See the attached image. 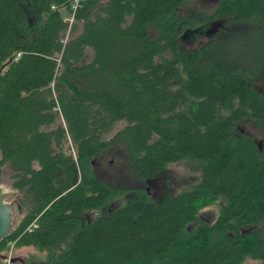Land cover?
I'll return each instance as SVG.
<instances>
[{"label": "trees", "instance_id": "1", "mask_svg": "<svg viewBox=\"0 0 264 264\" xmlns=\"http://www.w3.org/2000/svg\"><path fill=\"white\" fill-rule=\"evenodd\" d=\"M193 1L0 0V182L8 165L23 194L0 254L14 243L44 264H264V145L243 130L264 137V0L210 14ZM234 30L254 31L259 70L227 46ZM117 148L142 183H166L178 164L199 180L160 199L113 186L96 165Z\"/></svg>", "mask_w": 264, "mask_h": 264}, {"label": "rangeland", "instance_id": "2", "mask_svg": "<svg viewBox=\"0 0 264 264\" xmlns=\"http://www.w3.org/2000/svg\"><path fill=\"white\" fill-rule=\"evenodd\" d=\"M222 0H194L191 3V10L193 12L198 13H211L214 7L221 2ZM67 16V15H65ZM230 28L231 22H216L210 26H207L203 33L199 36H195L194 39L190 38L188 43L183 44V49L185 52L193 51L203 45H206L210 41L216 39L219 35L221 30L224 27ZM237 31L232 32L231 39L227 46H232L234 48V44H238V47L241 48L240 56H242V60L244 61L245 65L253 68H257L259 70V66L261 65L260 60V48L255 41V36H253V32L248 30L247 32L244 31L241 35V39L239 40V36L236 35ZM88 54L91 56L92 52L88 50ZM235 62H237L235 60ZM259 67V68H258ZM255 87L264 92V77L259 78L255 82ZM65 125V122L61 118L60 123ZM126 124L124 122L118 123L114 127V133L118 131H122L125 128ZM245 133L254 136L261 146L264 145V137L261 135L260 132L255 131L250 125H246L243 127ZM112 135H108L106 138L107 140L111 139ZM71 145V142H68ZM71 154L75 157L76 156V149L73 148L71 150ZM103 159V160H102ZM101 162L98 161L96 167L99 169V172L102 176H105L106 180L113 186H126L129 188H136L141 187L145 188L147 193L150 194L155 199H160L164 197L169 191L173 193L179 192L184 187L194 184L198 182L199 176L197 173L191 171V168L186 166L185 164H178L174 165L173 169H171L170 174L166 178L167 185L166 187L161 184V182H156L154 185V181H148L145 183L140 182L135 177L131 176L128 172V165L126 166L127 162V154L124 150L113 149L106 151L105 157L102 156ZM107 160V161H106ZM14 172L10 169L8 165L3 167L2 179L0 182V186L3 187L6 191L12 192L13 196L8 201L10 203H14L16 208H19V212L17 213L18 221L22 218V207L20 205V199L23 194L16 191L12 184ZM116 205H121L122 200H117ZM219 208L216 205L209 206L202 210L200 217L203 220H207L209 222L215 221L218 215ZM17 226V225H16ZM2 253H7L8 257L12 259L15 264H44L47 259V255L44 252H40L33 247H22L16 248L14 243L9 244V250L3 251ZM12 262V263H13ZM10 263V264H12ZM245 264H261L260 262L248 260Z\"/></svg>", "mask_w": 264, "mask_h": 264}, {"label": "water", "instance_id": "3", "mask_svg": "<svg viewBox=\"0 0 264 264\" xmlns=\"http://www.w3.org/2000/svg\"><path fill=\"white\" fill-rule=\"evenodd\" d=\"M12 196V192L6 191L0 186V243L14 233L17 225L19 208L17 209L14 203L8 201ZM12 262L10 257L0 254V264Z\"/></svg>", "mask_w": 264, "mask_h": 264}, {"label": "built area", "instance_id": "4", "mask_svg": "<svg viewBox=\"0 0 264 264\" xmlns=\"http://www.w3.org/2000/svg\"><path fill=\"white\" fill-rule=\"evenodd\" d=\"M82 1H84V0H74L73 9L77 10L80 7V4H81ZM65 21H66V23H69L70 26H71L72 24H74V16L73 15L71 17H69L68 15L65 16ZM19 56H20V54H19ZM34 226H35V228L37 227L36 224ZM32 230H30V231H32Z\"/></svg>", "mask_w": 264, "mask_h": 264}, {"label": "flooded vegetation", "instance_id": "5", "mask_svg": "<svg viewBox=\"0 0 264 264\" xmlns=\"http://www.w3.org/2000/svg\"><path fill=\"white\" fill-rule=\"evenodd\" d=\"M156 182H157V181H154V185H155ZM165 182H166V181H165ZM162 185L166 187L167 182H166V183H163Z\"/></svg>", "mask_w": 264, "mask_h": 264}]
</instances>
